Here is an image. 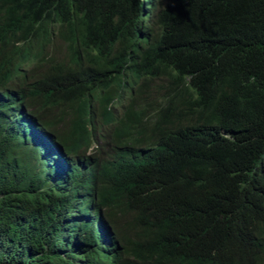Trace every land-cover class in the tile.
<instances>
[{
    "label": "trees",
    "instance_id": "trees-1",
    "mask_svg": "<svg viewBox=\"0 0 264 264\" xmlns=\"http://www.w3.org/2000/svg\"><path fill=\"white\" fill-rule=\"evenodd\" d=\"M141 10L0 0V264H264V0H161L144 34ZM30 54L27 84L13 76ZM28 113L74 155L108 128L107 152L71 175L107 181L88 196L104 233L42 194L54 166L27 146Z\"/></svg>",
    "mask_w": 264,
    "mask_h": 264
},
{
    "label": "clouds",
    "instance_id": "clouds-1",
    "mask_svg": "<svg viewBox=\"0 0 264 264\" xmlns=\"http://www.w3.org/2000/svg\"><path fill=\"white\" fill-rule=\"evenodd\" d=\"M160 2L161 0H142V10L139 16V29L141 33L144 34L154 27L160 8ZM70 12L74 14L73 11ZM78 23L79 22L65 24L63 29L65 31L69 30L70 28H74L77 30ZM31 40L32 43L30 46L32 48H35L36 45L43 40V38L41 36H31ZM51 41V43H48L47 46H45L48 49L47 53H52L53 55L55 53L61 54L62 47L56 42H53V39H51ZM138 52L143 51L140 50ZM18 67L19 68L17 71V75L13 76V78H17L27 84L31 83L32 79L37 78L39 71L42 70L40 58H37L32 54L28 55L27 59L20 62ZM129 75H131V73H119V76L123 77L122 79L127 82L128 85L132 80H126L125 78ZM138 82L139 80L137 81V85ZM135 92H137V89L135 90ZM124 98H126V94L123 95V99ZM120 110V104H116L113 111L114 115H118L120 113ZM21 112L24 111H20V114ZM26 116L30 117V119L33 120V122L30 123V127L33 128L32 130L36 129L34 134H29L31 136V139L29 138L27 146L41 150L45 156V161L50 162L51 166H54V168H52L53 176L50 178L47 177V188L42 190V194L49 199L71 197L69 205H71L73 208L72 214L74 216H95L97 217L98 221H101V233L107 231V227L109 228V224L105 220L103 211L97 208V203L96 201H94V198H88V196L95 195L104 183L107 184V181L104 180V182H100V174L95 170H91L88 174L84 175L82 181H79L78 179H72L71 175L81 169L89 170V165L84 166L83 163L93 162L96 158L99 159L107 152L108 147L106 146L105 139L107 136L108 128H102V131L100 130L101 137L96 138L97 143H90L87 148L82 147L74 155L73 153L68 152L65 144L55 139L54 135L51 134L48 129H37L34 126L36 120L33 119V115L28 113L26 114ZM17 130L20 131V127ZM70 168H72V171L70 174H67L66 172ZM11 194H13L14 197L8 202L14 207H20L21 201L19 200V198H21V194L13 192H11L10 195ZM133 261L134 258L130 255H124L122 258V264L131 263Z\"/></svg>",
    "mask_w": 264,
    "mask_h": 264
},
{
    "label": "rangeland",
    "instance_id": "rangeland-1",
    "mask_svg": "<svg viewBox=\"0 0 264 264\" xmlns=\"http://www.w3.org/2000/svg\"><path fill=\"white\" fill-rule=\"evenodd\" d=\"M54 56H55V57L62 58V52H61V54H59V53H55Z\"/></svg>",
    "mask_w": 264,
    "mask_h": 264
}]
</instances>
